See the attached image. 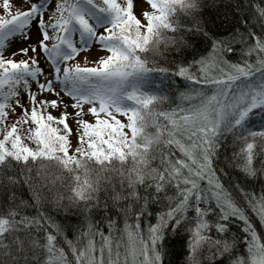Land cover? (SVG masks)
I'll return each mask as SVG.
<instances>
[{"label": "snow or ice", "instance_id": "6c2138e0", "mask_svg": "<svg viewBox=\"0 0 264 264\" xmlns=\"http://www.w3.org/2000/svg\"><path fill=\"white\" fill-rule=\"evenodd\" d=\"M177 241L264 264V0H0V264H176Z\"/></svg>", "mask_w": 264, "mask_h": 264}, {"label": "trees", "instance_id": "16d2710c", "mask_svg": "<svg viewBox=\"0 0 264 264\" xmlns=\"http://www.w3.org/2000/svg\"><path fill=\"white\" fill-rule=\"evenodd\" d=\"M207 2L209 4V6H211L214 3L221 2V0H207ZM209 11H212L211 7H209ZM232 152H233V148L231 146V140H229L228 150H227V152L225 154L231 159ZM235 164H236V161H233L232 165H231V170H232L233 175H236V174L243 175L241 170L235 167ZM118 166L119 165L117 164V167ZM255 166L257 168H259V166H260L259 165V161L256 162ZM41 172H42V175H45L44 170H41ZM35 173H36V169H35V167H33V169H32V179L27 184H22L21 187L19 188V190L17 191L18 199L19 198H23V199L29 200L31 202V200H32V197H31L32 189L30 188V185H34V182L38 179L36 177ZM25 175H27V172H25ZM103 175L104 174L102 173L101 176H103ZM110 175L113 176V178L115 180L116 187H117V189H119V179H118L116 173H110ZM47 179L50 180V181L51 180H55V186L53 187L51 184H45L43 182V180H41L40 184L36 185V187L39 188V191L41 193L42 198H46L44 200V206L46 208H50L51 205L48 202L58 192H63L64 189L62 187L61 180L60 179H56L55 170H53L51 168H49L47 170ZM66 183H67L66 180L63 181V184H66ZM105 187H107L108 195L110 196L111 195V190H112V185H110V184L106 185V182L102 179L101 180V192H100L101 200H103L104 196H105ZM257 189H258V186H257ZM64 194L66 195V193H64ZM32 212L34 214V209L32 210ZM54 215H55V213H54ZM63 218H64V214L63 213H60L59 216L57 217L58 220H63ZM97 219H99V217H97ZM65 222H68V221H65ZM75 222H76L75 215L72 214V218H71L70 223L74 224ZM71 234H72L71 233V229L69 228V230H68L69 237H71ZM186 239H187V237H185V240ZM175 247H176V250H177V253H178L174 257L175 262H176V264H181L182 259L187 256V250L185 248H182V245H181V243L179 241L175 242ZM185 264H186V261H185Z\"/></svg>", "mask_w": 264, "mask_h": 264}, {"label": "rangeland", "instance_id": "374dc122", "mask_svg": "<svg viewBox=\"0 0 264 264\" xmlns=\"http://www.w3.org/2000/svg\"><path fill=\"white\" fill-rule=\"evenodd\" d=\"M29 2V0H12V3L15 7H21L23 8L26 6V4Z\"/></svg>", "mask_w": 264, "mask_h": 264}]
</instances>
